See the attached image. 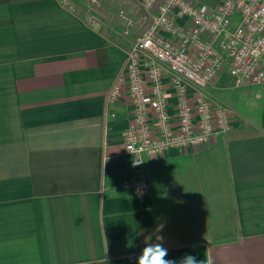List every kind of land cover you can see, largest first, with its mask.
I'll list each match as a JSON object with an SVG mask.
<instances>
[{"label": "crops", "instance_id": "0c3cea01", "mask_svg": "<svg viewBox=\"0 0 264 264\" xmlns=\"http://www.w3.org/2000/svg\"><path fill=\"white\" fill-rule=\"evenodd\" d=\"M72 1L81 10L0 0V264H138L156 244L177 264H264V85L223 71L203 94L231 110V130L137 169L134 105L106 96L143 34L140 0ZM193 1L214 13L224 0ZM140 179L142 194L126 188Z\"/></svg>", "mask_w": 264, "mask_h": 264}, {"label": "built area", "instance_id": "2783aa9c", "mask_svg": "<svg viewBox=\"0 0 264 264\" xmlns=\"http://www.w3.org/2000/svg\"><path fill=\"white\" fill-rule=\"evenodd\" d=\"M86 1L100 5V0ZM62 2L72 12L81 10L72 0ZM86 19L94 30L103 25L94 11L87 10ZM139 19L143 34L106 96L110 106L128 93L134 105L125 147L137 169L145 157L203 148L231 130L232 112L203 91L223 71L235 87L264 85V0H224L214 13L193 0H140ZM126 188L142 194L148 184L140 179Z\"/></svg>", "mask_w": 264, "mask_h": 264}, {"label": "clouds", "instance_id": "9594fccd", "mask_svg": "<svg viewBox=\"0 0 264 264\" xmlns=\"http://www.w3.org/2000/svg\"><path fill=\"white\" fill-rule=\"evenodd\" d=\"M168 255L167 249L161 244L144 248L142 255L138 258V264H177V261L165 259ZM179 264H203V261L198 260L192 255H185Z\"/></svg>", "mask_w": 264, "mask_h": 264}, {"label": "rangeland", "instance_id": "374dc122", "mask_svg": "<svg viewBox=\"0 0 264 264\" xmlns=\"http://www.w3.org/2000/svg\"><path fill=\"white\" fill-rule=\"evenodd\" d=\"M196 3H197V2H196ZM85 4H87L86 1H85ZM197 4H198V3H197ZM87 5H89V4H87ZM87 5H86V6H87ZM134 6H135V5H134ZM92 9H94L95 13L97 14V11L99 12V9H100V8H99V7H92ZM134 9H135V11H137V10L139 9V7H137V5H136ZM97 15H98V14H97ZM98 16H99L100 19L102 20V17H101L100 15H98ZM89 27H90V26H89ZM217 81H218V80H217ZM217 81H216V82H217ZM216 82H215V83H216ZM215 83H214V84H215ZM212 85H213V84H212ZM210 86H211V85H210ZM210 86H208V87H210ZM208 87H207V88H208ZM229 110H230V109H229ZM230 111H231V110H230Z\"/></svg>", "mask_w": 264, "mask_h": 264}]
</instances>
